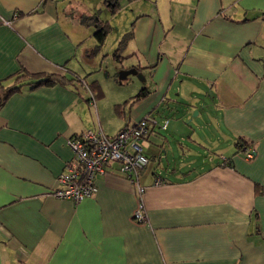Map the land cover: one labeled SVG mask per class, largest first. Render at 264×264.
<instances>
[{
  "label": "crops",
  "instance_id": "1",
  "mask_svg": "<svg viewBox=\"0 0 264 264\" xmlns=\"http://www.w3.org/2000/svg\"><path fill=\"white\" fill-rule=\"evenodd\" d=\"M103 5L115 14L120 2L0 0V89L22 73L85 79L27 83L0 106V264H264V0H177V27L174 14L133 15L113 59L125 40L119 64L136 57L128 68L150 71L151 85L111 95L100 79L109 52L92 62L109 35L100 43L98 26H111ZM175 79L193 102L213 90L215 111L165 116L146 143L147 222L134 218L137 184L117 163L80 202L52 193L73 159L70 136L161 119Z\"/></svg>",
  "mask_w": 264,
  "mask_h": 264
},
{
  "label": "built area",
  "instance_id": "2",
  "mask_svg": "<svg viewBox=\"0 0 264 264\" xmlns=\"http://www.w3.org/2000/svg\"><path fill=\"white\" fill-rule=\"evenodd\" d=\"M168 122V119L160 122L155 116L146 115L114 136H109L103 130L92 129L70 136L66 143L73 152V159L59 174L60 185L52 193L80 202L92 195L97 175L105 173L110 164L117 163L120 172L137 184L139 199L134 218L139 222H147L144 202L146 187L139 180L141 170L149 163L144 147L152 136L158 135L159 129L168 127ZM255 154L256 147L248 146L246 158L251 159ZM162 182L159 176L154 183L158 185Z\"/></svg>",
  "mask_w": 264,
  "mask_h": 264
},
{
  "label": "rangeland",
  "instance_id": "3",
  "mask_svg": "<svg viewBox=\"0 0 264 264\" xmlns=\"http://www.w3.org/2000/svg\"><path fill=\"white\" fill-rule=\"evenodd\" d=\"M119 2H120V7L117 13L115 14H111L107 9L106 5L101 6L99 9V12L103 15V17L104 16L110 17V22L112 27L109 30L108 33L109 35L107 41L105 42L107 44L98 46V48L95 50L96 54L94 53L95 59L92 61V62H96V60L98 59V63H100V61H102L100 57L104 53L109 52V56H107V60L105 59L104 61H102V68L100 75L101 76L100 79L104 82V85L106 86V88L104 87V89L108 91L109 95H111L112 91L120 87L121 88L131 87L134 84V82L138 84L144 83L149 86L151 85L150 83L151 74L150 71L147 70L146 72H143V75L146 76L145 79H142V77L137 74H130L125 79L122 85L120 86L116 85L117 81L115 80L116 78L118 79L120 71L122 69H127L130 65L135 64L136 60H139L136 57L126 58V59L123 58L124 61L121 66L118 61L116 62L113 59L114 58L113 52L116 48L118 41L122 39L123 37L122 35L124 34V32H126V30L131 26L132 16L134 15V18H136L138 15H140L139 13L141 12L142 13L147 12L150 13L151 15L157 16L158 12L162 11V19L167 23L169 21H172L171 19L172 14L175 15L176 27H177V0H119ZM88 28L89 27L87 26L86 29L89 30ZM94 31H95V27L93 33ZM87 33H89V31H87ZM175 36H177V34H175ZM170 41H172V38L170 39ZM175 41L177 42V40ZM97 43L94 40L93 42L94 46H96ZM93 44H91V46H93ZM130 52H131L130 46H128L127 48L125 46L122 49H120V54L123 55H127ZM82 72H84V70H82ZM177 86H180L179 81L175 79L170 94L171 98L168 99L166 103H164V105H168V106L166 107L164 105L158 106L162 114V116L160 115L159 117L163 118V119L162 118L159 119L160 122H163V120H165L164 118L165 116L177 117L180 116L182 113H184L185 110L188 111V113L190 112V114H192V117L195 121H202L205 118L207 111H211V112L215 111V105L212 100L213 98L212 96L214 95L213 90L204 87L206 92L204 94H201V100L204 101L193 102V100L189 99V97L186 95L184 86L182 90L181 89L178 90ZM194 105H196L199 108L193 109ZM199 109L201 110V115L197 113ZM193 124L195 123L193 122ZM193 124L192 126H194ZM209 157L211 156L209 155Z\"/></svg>",
  "mask_w": 264,
  "mask_h": 264
},
{
  "label": "trees",
  "instance_id": "4",
  "mask_svg": "<svg viewBox=\"0 0 264 264\" xmlns=\"http://www.w3.org/2000/svg\"><path fill=\"white\" fill-rule=\"evenodd\" d=\"M110 1L115 2L116 5H118V3H119V0H110ZM117 9H118V7L116 8L115 11H117ZM110 27L111 26L108 23H103V24L98 26L95 34L97 35V39L100 41V43H102L104 41L107 33L109 32ZM125 42H126L125 40H122L120 42L119 48L115 52V57L118 59V61H121L122 55L120 54V49L125 47V45H126ZM62 79H70V80L72 79V80H77L78 82H82V81L85 82V79L80 78L78 75H76L73 78H67L66 75H58V76H54L52 74H49V75H41V74L31 75L28 73H22L18 76V81L16 84H13L11 86L0 89V106L3 105V103L8 99V97L12 93L20 90L27 83H29V85H31V87H37V86L43 85V84H50L51 85V84L57 82L58 80L62 81ZM145 92H146V89L144 88L134 98H136V97L140 98L141 96L145 95ZM245 143H246V141H244V143L239 142L240 147L241 148L245 147L244 146Z\"/></svg>",
  "mask_w": 264,
  "mask_h": 264
},
{
  "label": "water",
  "instance_id": "5",
  "mask_svg": "<svg viewBox=\"0 0 264 264\" xmlns=\"http://www.w3.org/2000/svg\"><path fill=\"white\" fill-rule=\"evenodd\" d=\"M130 74H137L142 77V79H145V76H143V73L136 67H131L127 69H122L119 73V80L126 79Z\"/></svg>",
  "mask_w": 264,
  "mask_h": 264
}]
</instances>
